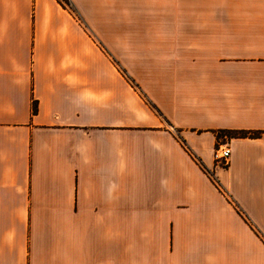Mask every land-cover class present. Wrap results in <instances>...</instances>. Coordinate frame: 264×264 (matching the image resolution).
<instances>
[{
	"label": "crops",
	"instance_id": "0c3cea01",
	"mask_svg": "<svg viewBox=\"0 0 264 264\" xmlns=\"http://www.w3.org/2000/svg\"><path fill=\"white\" fill-rule=\"evenodd\" d=\"M68 1L0 0V264H264V0Z\"/></svg>",
	"mask_w": 264,
	"mask_h": 264
},
{
	"label": "built area",
	"instance_id": "2783aa9c",
	"mask_svg": "<svg viewBox=\"0 0 264 264\" xmlns=\"http://www.w3.org/2000/svg\"><path fill=\"white\" fill-rule=\"evenodd\" d=\"M231 154H232V149L230 144L227 142L223 143L219 145L215 150V160L217 161V163L221 164L222 166H226L229 163ZM208 173L214 180H216L212 172L209 171Z\"/></svg>",
	"mask_w": 264,
	"mask_h": 264
},
{
	"label": "trees",
	"instance_id": "16d2710c",
	"mask_svg": "<svg viewBox=\"0 0 264 264\" xmlns=\"http://www.w3.org/2000/svg\"><path fill=\"white\" fill-rule=\"evenodd\" d=\"M64 2L69 3L68 0H62ZM229 136V137H247V136H251V137H258L261 135L260 131H244V130H222L218 133V136H222L225 137Z\"/></svg>",
	"mask_w": 264,
	"mask_h": 264
}]
</instances>
